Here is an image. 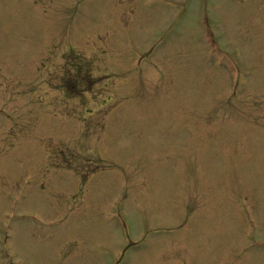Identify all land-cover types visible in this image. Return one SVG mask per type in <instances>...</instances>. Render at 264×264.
Wrapping results in <instances>:
<instances>
[{
	"label": "rangeland",
	"instance_id": "obj_1",
	"mask_svg": "<svg viewBox=\"0 0 264 264\" xmlns=\"http://www.w3.org/2000/svg\"><path fill=\"white\" fill-rule=\"evenodd\" d=\"M0 264H264V0H0Z\"/></svg>",
	"mask_w": 264,
	"mask_h": 264
}]
</instances>
